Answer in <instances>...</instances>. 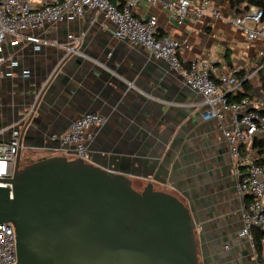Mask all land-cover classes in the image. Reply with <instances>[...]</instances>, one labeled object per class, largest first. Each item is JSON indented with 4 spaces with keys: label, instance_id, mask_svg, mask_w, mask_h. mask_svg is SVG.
<instances>
[{
    "label": "water",
    "instance_id": "95a60500",
    "mask_svg": "<svg viewBox=\"0 0 264 264\" xmlns=\"http://www.w3.org/2000/svg\"><path fill=\"white\" fill-rule=\"evenodd\" d=\"M113 33L114 29L98 33L92 42L94 51L87 55H101L99 62L106 68L80 56L84 59L78 61L77 74L63 77L56 70L50 79L45 78L42 90L44 82L22 86L20 110L15 109L17 97L12 94L10 123L21 131L20 149L13 175L0 178L5 184L0 186V223L14 226L15 264H202L199 230L207 202L196 200L202 195L187 203L172 192L157 189L152 182L138 190L122 168L133 156L137 163L173 176L179 175L182 167L191 186L198 184L192 176L205 166L202 161L210 153L205 143L196 144L195 139L189 150L183 140L189 127L178 119L168 129L163 109L168 102H184L188 90L165 92L166 69L155 65L151 56H141L139 46L130 41L129 49L112 50L117 44ZM29 76L24 79L28 81ZM135 77L149 82L147 91L135 87ZM58 82L68 89H56ZM71 82L79 84L81 90ZM54 99L68 104L69 118L96 111L118 116L117 120L106 116V124L110 120L114 128L106 124L100 127H105L109 136L99 157L85 162L53 155L21 164L26 140L55 133V128L49 127H58L62 107H55ZM148 101L161 105L155 107ZM43 102L51 107H43ZM43 139L39 138L40 142ZM44 145L60 148L52 142ZM190 163H197L192 171L187 168ZM207 185L199 182L200 191Z\"/></svg>",
    "mask_w": 264,
    "mask_h": 264
},
{
    "label": "crops",
    "instance_id": "0c3cea01",
    "mask_svg": "<svg viewBox=\"0 0 264 264\" xmlns=\"http://www.w3.org/2000/svg\"><path fill=\"white\" fill-rule=\"evenodd\" d=\"M214 1L221 7L222 17L207 14L201 19H195L189 16L179 20L169 9L161 6H152L145 0L140 2L137 10L138 16L142 18L148 17L151 13L157 15L158 32L161 35H172L180 42L179 53L184 61L187 62L207 55L214 60V65L219 70L236 69L237 72L244 70L252 84L250 94L255 92V90L264 92L259 79V70L263 58L258 55L259 48L263 45L259 41L249 42L244 30L235 24L229 23L226 19L227 16L242 14L246 3L240 2L239 0ZM113 29L115 30V24L102 12L96 9H87L84 16L74 22L62 24L56 28L46 29L44 31L46 35L44 36L45 38L57 39L60 42L66 40L68 32H73L76 35L84 34L79 49L82 55H75L67 60H62L63 51L61 52L60 48L50 45L42 46L38 53L36 51L37 49H33L30 51L33 54L35 53L32 57L26 55L25 49L19 50L14 56V59L22 52L19 57L20 67L11 69L8 66L9 62L5 64L2 71L1 90L10 85L13 86L14 82H26L27 80L24 78L26 77L25 72L27 70H29L30 75H28L30 78L27 82H31L33 85L45 82V78L47 80L54 73V69L58 64L60 67L59 74H62L63 77L66 75H75L80 70L78 61L84 59L80 56H86L94 62V65L98 64L100 67L106 68L104 64L99 62V59L102 58L101 55L98 57H89L87 55L89 51H94L92 42L95 41L97 34ZM115 39L117 44L111 47L114 51L119 48L129 49L132 47L131 45L135 46L134 44L130 45L128 40ZM139 53L141 56H151L155 65L166 69L167 74L169 73L167 75L168 79L164 80L165 92H168V90H178L180 88L188 90V96L184 102L175 103L171 101L168 102L170 105H163V109L165 110L164 113L168 116L165 120L166 123L169 124L168 129L172 127L174 121L183 119L182 122L189 127L188 133H184L183 138L189 150L193 148L194 142L192 140L195 139L196 144L205 143V149L208 150L210 154L208 159L202 161L205 166L200 167V172L192 176V178L194 176L197 178L196 183L198 184L196 186H191L188 177H185L182 172V167L178 169L180 171L179 175L173 176L170 173H161L157 169H151L146 163L139 164L133 159V156H130L122 164V168L127 170L131 175L133 185L139 182L145 186L147 183L152 182L157 189L172 192L187 203L194 201V197L196 196L197 198L199 193L202 195L201 198L196 199L199 201L205 200L207 202V206L203 209L204 212L201 213L204 221L201 223L202 227L199 230L201 237L198 243V249L202 264H255L254 251L245 238L239 235L242 226L241 212L252 200L249 195L238 196L235 192L238 177L245 172V168L235 166L218 121L215 119H206L205 113L202 115V96L186 86L175 72H170L166 61L156 58L148 49L142 46H139ZM109 58L110 55L106 57L107 60ZM86 64L92 66L91 63ZM10 71L12 75L9 77L7 73ZM135 80L137 81L136 88L148 90L147 86L149 82H141L139 77H135ZM71 83L77 86V90H81L79 84L76 82ZM63 86V82H58L56 89L60 91ZM67 89L68 85L64 86L63 91ZM160 99L161 98H158L157 100L159 101ZM163 99L167 100L166 97ZM54 102L55 107H62L60 110L62 116L58 118V127L50 126L49 130L55 128V132H64L75 119L84 114H78L75 115L74 118H69L67 115L71 112V109L68 104L64 103V101H60V99H54ZM148 102L155 107L161 105L153 101ZM41 105L45 108L51 107L48 102H43ZM100 113L110 118V120L112 118L114 120L119 119L114 113H111L110 117L106 113ZM229 118L230 114L227 113L225 121H228ZM110 120H108L109 122L105 127H110L111 129L115 126ZM133 124H135V121H133ZM104 128H93L92 130L94 137L89 148L94 154V157L100 156L99 153H102L101 148L105 145L104 140L109 136ZM162 128V130H165L164 127ZM138 130L139 129L135 130L134 133H139ZM134 137H136V135H134ZM61 146L59 142V149L51 148L45 146L44 141L40 142L39 140L37 143L35 141L32 149L41 150L47 148L59 151L62 150ZM202 149L203 148L196 152H202ZM54 155L64 154L60 152ZM20 159L24 162L25 158L22 156V150ZM196 164L197 163H190L187 168L192 171V168L196 167ZM209 164L211 168L208 167ZM201 181L208 184L206 190L200 191V186L198 185Z\"/></svg>",
    "mask_w": 264,
    "mask_h": 264
},
{
    "label": "built area",
    "instance_id": "2783aa9c",
    "mask_svg": "<svg viewBox=\"0 0 264 264\" xmlns=\"http://www.w3.org/2000/svg\"><path fill=\"white\" fill-rule=\"evenodd\" d=\"M141 1L143 0H0V82L5 64L9 62L11 69L18 64L14 56L24 46L14 53L11 52V47L20 43L34 44L37 50L48 45L63 49L62 60L82 55L79 49L84 34L68 32L66 40L60 42L57 39H47L42 34H37V31L74 22L83 17L87 9L102 12L115 24L113 35L116 38L142 46L156 58L166 61L170 71L175 72L186 86L202 96V115L205 113L206 119L218 121L235 166L245 168V172L238 177L236 188L240 196L249 195L252 200L242 211L243 226L240 235L246 237L254 251L255 264H264V161L260 160L253 148L254 141L264 137V111L250 96L233 102L229 100L230 94H236L241 89L236 69L219 70L214 65V60L207 55L184 61L179 53L180 42L172 35H161L158 32L156 14L151 13L146 18L138 16L137 9ZM145 1L152 6L169 9L179 20L189 16L201 19L207 14L223 16L221 7L214 0ZM263 16L262 8L250 5L242 14L227 16L226 19L241 27L249 42L259 41L263 45L259 48L258 55L263 58L264 63ZM59 69L58 64L54 72ZM7 75H12V72ZM25 75H29V70ZM226 111L231 113L228 121H225ZM106 123L107 117L100 112H87L75 119L61 134L53 133L51 139H60L63 154L69 159L81 158L85 162H91L89 146L94 137L92 130ZM15 126L14 123L0 129V178L11 177L14 172L21 136V131L16 130ZM10 127L12 131L9 133ZM4 185L0 183V186ZM254 229L262 232L259 255L255 252ZM17 259L14 226L9 222L0 223V264H15Z\"/></svg>",
    "mask_w": 264,
    "mask_h": 264
},
{
    "label": "rangeland",
    "instance_id": "374dc122",
    "mask_svg": "<svg viewBox=\"0 0 264 264\" xmlns=\"http://www.w3.org/2000/svg\"><path fill=\"white\" fill-rule=\"evenodd\" d=\"M47 28H48V26H47ZM37 34H42L43 37L46 36L44 34V29L38 30L37 31ZM23 46H24L26 55H30L32 57L33 56V53L30 52V51H32L33 49H35L34 44H27V45H25L24 43H20L18 45H15L14 47H11V52L14 53V52L18 51ZM39 50H36L37 53L39 52ZM62 51L64 53V50L63 49H61V52ZM19 54L20 55L15 58L17 60V62H18V64L15 66V69H17L18 67H20L19 66V64H20L19 57L21 56L22 52H20ZM1 84L2 83L0 82V109H2L3 114H2V117L0 116V129L2 127H7V126H11L12 125V123H10V121L12 119L11 118L12 104H13V96H12V94L14 93V95H15L14 97L15 98L17 97L16 102H15V109L16 110H20V105H21L20 102L23 99L22 94H20V91L22 89L21 87L22 86L29 87L31 85V82H14V85L13 86L10 85L9 87H6L3 90H1ZM251 99H252L253 102H255L257 104V106L260 109H264V92H259V91L255 90V92H252ZM227 113L231 114L229 111H226L225 112V114H227ZM17 128H20V127L17 126ZM11 131H12V127H10V129L8 130V132L10 133ZM61 133L62 132H59L58 131V134H61ZM51 135L52 134H50V135H41L42 137L39 136L36 139H28V140H26V143L24 144V146L22 148V156H24L25 159H24V162L21 161V164L22 165H26V164H29L30 163L28 161H36V160H39V159H42V158H45V157H49L50 155L53 156L54 154H58L60 152L64 153L63 150H59L60 151L59 152V151H56V150H53V149H47V148L46 149H41V150L32 149L33 148V145L35 144V141L37 143V141L39 140V138H42V139L44 138L43 139L44 142L45 141L46 142H52L54 145L59 144L60 139L52 140L51 139ZM228 148H229V146H228ZM93 157H94V154L91 152V160L93 159ZM134 186L137 189H139V190H142L143 187H144V185L140 184L139 182L135 183ZM235 192H236V194L238 196H240L238 194V191H237L236 186H235ZM241 214H242V212H241ZM241 221H242V226H243L242 215H241ZM242 226H241V229H242ZM239 235H240V231H239ZM241 237L245 238V240L247 241L246 237H244V236H241ZM254 262H255V259H254Z\"/></svg>",
    "mask_w": 264,
    "mask_h": 264
},
{
    "label": "trees",
    "instance_id": "16d2710c",
    "mask_svg": "<svg viewBox=\"0 0 264 264\" xmlns=\"http://www.w3.org/2000/svg\"><path fill=\"white\" fill-rule=\"evenodd\" d=\"M240 2H245L246 6L243 8V10H247L250 5H257L260 8L263 9L264 11V0H239ZM263 22H264V16H263ZM237 78L241 81V86L242 89H240L236 94H230L229 95V100L231 102L233 101H238L242 99L245 96H248L252 90V84L247 77V74L244 70H241L237 72L236 74ZM259 79L262 84V88L264 90V63L262 62V66L259 70ZM251 97V96H250ZM264 111V109H263ZM253 147L256 151V153L259 155L260 160L264 161V137L262 138H257L254 141ZM28 162H33V161H28ZM261 231L259 229H254L253 234H254V245H255V252L256 254L261 253V242H260V237H261Z\"/></svg>",
    "mask_w": 264,
    "mask_h": 264
}]
</instances>
